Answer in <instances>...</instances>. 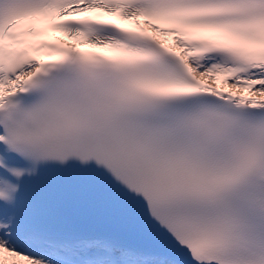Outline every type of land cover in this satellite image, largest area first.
I'll return each instance as SVG.
<instances>
[{"label":"snow or ice","instance_id":"obj_1","mask_svg":"<svg viewBox=\"0 0 264 264\" xmlns=\"http://www.w3.org/2000/svg\"><path fill=\"white\" fill-rule=\"evenodd\" d=\"M0 264H264V0H0Z\"/></svg>","mask_w":264,"mask_h":264}]
</instances>
